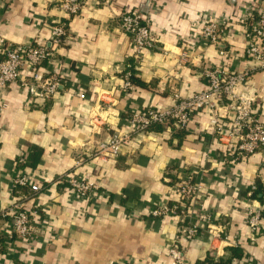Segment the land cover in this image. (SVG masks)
Wrapping results in <instances>:
<instances>
[{
	"label": "crops",
	"instance_id": "0c3cea01",
	"mask_svg": "<svg viewBox=\"0 0 264 264\" xmlns=\"http://www.w3.org/2000/svg\"><path fill=\"white\" fill-rule=\"evenodd\" d=\"M82 1L79 13L68 18L67 36L58 47L49 43V32L53 22L67 15L54 0L0 3V48L34 41L47 45L55 54L39 70L58 71L63 84L43 105L32 102L20 81L0 87V211L27 193L12 188L20 152L29 158L26 173L43 186L23 200L31 212L32 243L12 233L10 217L0 219V264H175L168 249L178 240V219H157L150 211L156 203L176 199L171 185L181 170L199 174L201 208L214 217L210 227L184 242L182 264H206L207 256L223 259L232 255L231 248L240 255L230 264H264V201L245 195L257 181L264 185V152L230 159L231 147L218 138L207 113L196 112L184 129L155 124L133 133L116 158L86 159L112 134L131 132L132 113L166 109L174 94L205 89L208 68L251 70L236 91L251 100L264 123V69L245 53L241 22L253 3L264 7V0ZM130 10L150 21L157 45L137 59L117 24L119 15ZM208 16L227 25L224 55L200 36ZM127 62H135L140 84L132 82L124 91ZM28 71L25 64L21 78ZM230 117V110L220 108L222 123ZM80 157L85 161L75 167ZM67 172L95 182L97 194L85 198L64 182H47ZM248 207L261 211L256 233L246 225Z\"/></svg>",
	"mask_w": 264,
	"mask_h": 264
},
{
	"label": "built area",
	"instance_id": "2783aa9c",
	"mask_svg": "<svg viewBox=\"0 0 264 264\" xmlns=\"http://www.w3.org/2000/svg\"><path fill=\"white\" fill-rule=\"evenodd\" d=\"M9 0H0L6 3ZM54 4L63 10L67 17L52 23L48 36L50 44L58 47L68 32V18L82 8V0H54ZM250 13L242 19V26L246 38L245 53L258 61L264 69V7L261 3H253ZM117 24L123 33L129 36L134 49V59H137L143 50L157 48L151 33L150 21L143 18L138 11H123L117 18ZM225 21L208 16L202 25L201 37L208 43L217 46L219 54L224 55L223 49ZM55 54L47 45L34 41L28 44L7 43L0 48V87L20 81V85L26 89L32 102L45 104L52 100L58 89L62 87V75L56 71H40L39 67ZM186 59L187 55L182 54ZM29 66L28 74L21 78L20 72L23 66ZM135 62H127L122 72V89L128 90L132 86L130 77L134 74ZM251 70L233 72L218 68H208L203 72L206 79V87L201 91L187 96L174 94V103L166 109L149 107L142 112H134L129 117L133 129L131 132L112 134L108 139L99 142L96 147L86 154V159H98L106 161L120 155L123 147L130 144L133 133L147 131L155 124L174 125L178 129H184L192 116L203 111L210 116V123L218 138L227 142L231 147L230 159L239 161L257 151L264 152V123L254 113L251 100L244 98L236 91L238 84L246 83L251 75ZM76 96L84 98L85 94L76 92ZM226 108L231 111L228 122L220 121L219 110ZM85 161V158H77L74 166L77 167ZM29 158L23 153L15 158V174L12 178V188L19 190L25 188L27 193H21L17 201L12 202L6 209L0 211V219L10 217L12 233L20 240L32 243L35 232L29 212L23 204L28 196L38 195L43 186L33 181L24 170ZM264 175V162L261 165ZM199 174L193 170H181L177 172L176 181L171 185V190L176 195L173 201L156 203L150 211V215L157 219L171 216L178 219V240L168 249V255L175 264H182L185 256L184 242H190L196 238L201 228L210 227L214 218L211 213L203 211L201 194L203 185L198 178ZM47 182H64L81 197L91 198L97 194L98 186L75 173H64ZM256 184L250 185L245 195L251 198ZM264 201V191L262 193ZM261 221V211L248 207L246 225L251 233H256Z\"/></svg>",
	"mask_w": 264,
	"mask_h": 264
},
{
	"label": "trees",
	"instance_id": "16d2710c",
	"mask_svg": "<svg viewBox=\"0 0 264 264\" xmlns=\"http://www.w3.org/2000/svg\"><path fill=\"white\" fill-rule=\"evenodd\" d=\"M130 80H131V83L133 82V83H136V84H138V83L140 84V82L136 79L134 74L131 75ZM171 126L174 127V125H171ZM255 184H256V188L254 189V191H253V193L251 195V198H257V199L262 200V193L264 191V185H262L258 181ZM231 252H232L231 256L223 257V259L221 258L219 260H214L213 257L207 256L206 264H230L231 260L234 257H238L240 255V250L237 249V248H231Z\"/></svg>",
	"mask_w": 264,
	"mask_h": 264
}]
</instances>
